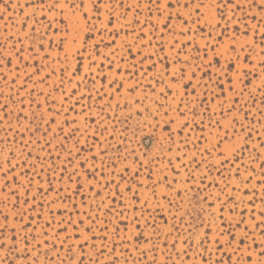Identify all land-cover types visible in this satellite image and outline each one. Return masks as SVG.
<instances>
[{
    "label": "rangeland",
    "instance_id": "obj_1",
    "mask_svg": "<svg viewBox=\"0 0 264 264\" xmlns=\"http://www.w3.org/2000/svg\"><path fill=\"white\" fill-rule=\"evenodd\" d=\"M112 2L89 33L63 0H0V264H264V0H241L229 24L214 0L197 23L176 0ZM216 40L211 72L239 55L243 95L199 71L185 95L163 69L201 63Z\"/></svg>",
    "mask_w": 264,
    "mask_h": 264
},
{
    "label": "snow or ice",
    "instance_id": "obj_2",
    "mask_svg": "<svg viewBox=\"0 0 264 264\" xmlns=\"http://www.w3.org/2000/svg\"><path fill=\"white\" fill-rule=\"evenodd\" d=\"M44 0H41V4H43ZM61 2V0H55V3L49 6V10H53L56 5H59ZM88 3H90L92 5V9L95 12V16L90 17L88 15V11L85 9V0H63V5L61 6V14L63 15V10L64 8H67L71 14L72 17H76V13L79 12L80 13V17L76 19L75 21V25L77 27V30H79L78 26H79V22L82 19L84 21V25L86 26L88 32L90 33L91 30L95 27L94 25H92V20L93 19H99V13L102 11V9H109L111 10L113 7V2L112 0H88ZM176 5L178 6H182L185 9H188L190 5H195L194 7V11L197 14V20L196 21H192V23H197L198 20L200 19H204L203 15L200 13L201 8L205 7L204 4V0H200L199 3H197V0H187V2H185L183 5L180 4V0H176ZM120 6L123 7V3H120ZM147 6L149 7V11H151L152 7H155L157 11H160V0H147ZM165 9H171L173 7V5L168 2L164 5ZM243 7V4L241 2V0H214V8L217 10V14L219 15L220 19L224 21L225 24H229L234 20V13L237 10H240ZM137 8V12L139 13V9H140V3L138 0V3L136 5ZM130 10V9H129ZM262 10H264V6H262ZM229 13H232V15H229ZM161 15H163V12L161 13ZM191 15V14H190ZM176 16L177 18H179L183 25L185 26L182 30H181V35L184 34L185 31H190V29L187 28V25L189 24V19H185L181 13L176 12ZM113 15L111 13V11L108 12V20H107V24H105L104 26V31H107V27L108 25L112 24L113 22ZM172 19V13L169 12L167 17L165 18L164 22H163V29L167 30L170 28V21ZM208 22V21H206ZM138 23V21H137ZM211 23H218L217 21H211ZM65 27L67 28L68 25L65 24ZM153 27H155V25H153ZM159 30V29H158ZM96 31H100V29H96ZM227 31V29H225V32ZM115 34V33H114ZM246 34V33H245ZM103 35V32H101V36ZM209 36H211V33H209ZM91 38V37H89ZM213 39L215 40V37H213ZM233 41H234V37H233ZM100 43H103V40L97 41L96 43H94L93 48L95 50L96 54H100L99 52V45ZM115 41H112V44H114ZM178 43V41L176 42ZM221 41L216 40L215 44L212 43H206L204 48L200 49L199 51L203 52V56H197L196 59L201 60V63L198 64H191L189 62L190 58L186 57L183 61L180 60L179 55H177L176 59L174 61H171L168 65L165 66V68L163 69V71L165 73H167L170 77L171 83L172 84H180L183 89L185 90L184 94L187 95L188 94V89L191 87V92L192 94L195 93L196 87H199L200 85L197 84L195 86L192 85V81L197 77V72L199 71L200 73H202L200 80L204 81V88L207 89L209 84H212L214 81L215 82H219L220 80L223 79H227V82L229 84V91H232L234 93H236L237 96L239 95H243L245 89H246V85H244V76H246L247 73V66L246 65H242L240 67H238V62L240 60L239 55H236L234 58L229 59L226 62V65L223 67H218L217 73L215 75H213V73L211 72V69L213 68L214 65L219 66V60L215 59V56L212 59L208 58V51L209 49H211V51L215 54L216 53V49L220 46ZM87 44V40L84 41V44L81 45V47H85ZM43 47V45H41V48ZM243 47H245L244 45L241 46V48L243 49ZM172 48H175V43L172 45ZM22 51V50H21ZM128 51L131 52V47H128ZM228 51L229 52H236V47H235V42H233L232 44L229 45L228 47ZM77 52H79V49L77 50ZM18 58L22 59V57H20L19 55V51L16 53ZM114 54V53H113ZM66 58H67V54H66ZM91 58V57H89ZM107 58V57H106ZM166 59V58H165ZM245 60L248 59V57H244ZM6 62L7 64L10 66L11 65V57L6 58ZM163 59L161 60V63H163ZM141 63H143V61H141ZM175 63H182L184 65H186V67H181L178 72L179 75H177V70H172L170 71V68L172 67V64ZM262 67H264V64L261 65ZM151 68H155V63H153L151 65ZM151 68L145 70V75L147 73V71H150ZM189 69H191V72L189 73ZM234 70V71H233ZM231 73V75H230ZM205 77L207 78L205 80ZM234 77V79H233ZM154 79H157V82L159 83L160 80L163 79V76L156 78L153 77ZM187 79L188 83H183V81ZM240 86V87H238ZM222 88V85H221ZM223 90V89H222ZM162 95H168L171 94L170 91L169 93L165 94V93H161ZM207 94V93H205ZM213 95H215V93H213ZM235 99V98H234ZM236 103H238V101H235ZM230 104L233 103V101H229ZM162 107V106H161ZM0 108H3L4 110L7 109V105H2L0 106ZM165 115H167V113H165ZM181 115H184L183 113H181ZM5 119L7 118V112L5 111ZM26 118V117H25ZM17 119L19 120L20 117L18 116ZM218 126H219V122H217ZM187 125L185 124L184 127H186ZM241 127H244V125H241ZM76 131V130H74ZM73 133H70V135H73ZM171 136V133H170ZM224 140H227V136H225L223 138ZM221 155H224L223 152H221ZM87 159V158H86ZM93 159H95V157H93ZM137 162H139V158H137ZM8 171H14L15 170V166L11 164V161H8ZM81 167H83V165H81ZM262 167H264V165H262ZM138 174V173H137ZM76 175V171L74 170L72 175L69 176V180L72 179V176ZM5 177H7V171L5 172ZM82 187V185H81ZM119 186H117L118 188ZM130 190V189H129ZM77 191H79V189H77ZM13 195H15V192H13ZM97 195H99V193H97ZM223 209H221L222 211ZM122 215V213H121ZM261 215L264 216V211L261 212ZM254 218V217H253ZM221 221L224 220V218L221 216L220 217ZM4 220L5 223L3 225H0V235H3L4 230L7 229L8 225H7V220L8 217L4 216ZM81 223H83L81 221ZM239 223V222H238ZM137 227H139V225L137 224ZM257 227H259V225H257ZM210 230V229H209ZM15 230L13 229V232ZM225 233L224 232H220V235L223 236ZM229 235H231V233H228ZM206 237H207V232L204 234V238L201 239L200 243L203 244L206 242ZM233 239H235V237L233 236ZM13 240H15V236H13ZM215 243L220 246V240L217 239L215 241ZM229 246H231V241H228ZM240 244L244 243V240L241 239L239 241ZM3 244H0V247H3ZM262 255H264V253H262ZM249 261L251 260V257L248 258ZM80 264H83L82 260L80 262Z\"/></svg>",
    "mask_w": 264,
    "mask_h": 264
}]
</instances>
